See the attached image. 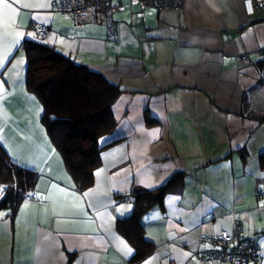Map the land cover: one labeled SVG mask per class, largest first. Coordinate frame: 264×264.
<instances>
[{
  "label": "crops",
  "instance_id": "obj_1",
  "mask_svg": "<svg viewBox=\"0 0 264 264\" xmlns=\"http://www.w3.org/2000/svg\"><path fill=\"white\" fill-rule=\"evenodd\" d=\"M122 1L110 39L102 20L75 25L56 0H0V144L37 173L33 198L13 214L0 208V264H231L201 253L235 222L262 249L260 262L246 264H264V12L246 16L241 0H184L181 10L148 7L142 19ZM35 23L47 26L46 38ZM25 41L119 89L115 128L99 139L111 144L84 190L26 86ZM176 174L181 185L141 219L152 252L130 262L134 249L116 229L132 211L129 195Z\"/></svg>",
  "mask_w": 264,
  "mask_h": 264
},
{
  "label": "trees",
  "instance_id": "obj_2",
  "mask_svg": "<svg viewBox=\"0 0 264 264\" xmlns=\"http://www.w3.org/2000/svg\"><path fill=\"white\" fill-rule=\"evenodd\" d=\"M25 45L26 86L42 103L41 120L46 132L60 152L76 187L84 190L93 183L101 151L111 144L100 145L99 139L115 128L112 104L119 89L100 73L75 63L45 44L25 41ZM36 177V171L14 162L0 144L3 189L0 208H8L13 214L30 194ZM182 179V175L176 174L156 189L129 195L132 211L117 218L116 229L134 249L130 262L144 259L154 246L143 234V215L153 206L163 207L165 194L181 185Z\"/></svg>",
  "mask_w": 264,
  "mask_h": 264
},
{
  "label": "built area",
  "instance_id": "obj_3",
  "mask_svg": "<svg viewBox=\"0 0 264 264\" xmlns=\"http://www.w3.org/2000/svg\"><path fill=\"white\" fill-rule=\"evenodd\" d=\"M184 0H129V4H136L140 8V17L148 7L157 9L181 10ZM246 16H253L264 12V0H241ZM56 11L66 15L75 25L89 21L102 20L108 29L109 38H115L116 25L113 14L121 11L125 4L122 0H56L53 4ZM32 29L39 39L47 36L48 28L45 24L35 23ZM25 43L20 45L21 52L25 51ZM246 61L245 58H243ZM29 194L24 199H31ZM128 200L127 197L123 198ZM208 241L216 246L203 253L202 259L224 260L231 264H246L248 261L258 263L261 261L262 249L258 240L242 234L241 225L235 222L231 231H222L217 236L208 237Z\"/></svg>",
  "mask_w": 264,
  "mask_h": 264
},
{
  "label": "snow or ice",
  "instance_id": "obj_4",
  "mask_svg": "<svg viewBox=\"0 0 264 264\" xmlns=\"http://www.w3.org/2000/svg\"><path fill=\"white\" fill-rule=\"evenodd\" d=\"M4 6L7 7V8H13V4L12 3H7L6 2Z\"/></svg>",
  "mask_w": 264,
  "mask_h": 264
}]
</instances>
